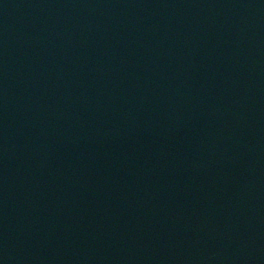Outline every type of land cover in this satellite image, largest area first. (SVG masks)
Listing matches in <instances>:
<instances>
[{
  "label": "water",
  "instance_id": "obj_1",
  "mask_svg": "<svg viewBox=\"0 0 264 264\" xmlns=\"http://www.w3.org/2000/svg\"><path fill=\"white\" fill-rule=\"evenodd\" d=\"M0 264H264V0H0Z\"/></svg>",
  "mask_w": 264,
  "mask_h": 264
}]
</instances>
